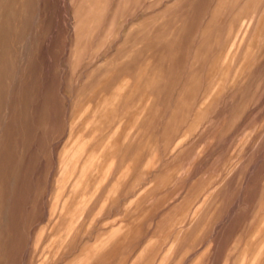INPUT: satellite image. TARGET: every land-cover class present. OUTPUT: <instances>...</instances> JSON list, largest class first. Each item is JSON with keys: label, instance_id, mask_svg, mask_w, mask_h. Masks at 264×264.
Here are the masks:
<instances>
[{"label": "rangeland", "instance_id": "1", "mask_svg": "<svg viewBox=\"0 0 264 264\" xmlns=\"http://www.w3.org/2000/svg\"><path fill=\"white\" fill-rule=\"evenodd\" d=\"M0 264H264V0H0Z\"/></svg>", "mask_w": 264, "mask_h": 264}]
</instances>
